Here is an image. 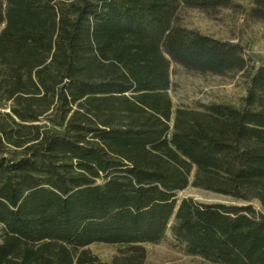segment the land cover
Masks as SVG:
<instances>
[{
  "label": "trees",
  "instance_id": "trees-1",
  "mask_svg": "<svg viewBox=\"0 0 264 264\" xmlns=\"http://www.w3.org/2000/svg\"><path fill=\"white\" fill-rule=\"evenodd\" d=\"M236 1L0 0V264H146L147 244L264 264V61L182 19ZM173 64L245 94L175 107Z\"/></svg>",
  "mask_w": 264,
  "mask_h": 264
},
{
  "label": "rangeland",
  "instance_id": "rangeland-1",
  "mask_svg": "<svg viewBox=\"0 0 264 264\" xmlns=\"http://www.w3.org/2000/svg\"><path fill=\"white\" fill-rule=\"evenodd\" d=\"M236 2L238 5L236 8L225 9L216 16H210L197 9L185 10L182 13L183 22L216 38L242 42L247 56L259 65L264 61V21H254L244 12L245 8L251 6L252 0ZM171 80L170 93L175 107L193 106L198 100L238 104L245 94L244 78L241 74L235 77L200 75L187 72L173 64ZM178 197H193L205 203H241L228 196L194 186L180 191ZM256 205L261 208L258 203ZM146 247L148 249L146 264H208L199 257L182 254L164 244H147ZM89 249L101 260L109 261L117 251V246L95 243L90 245Z\"/></svg>",
  "mask_w": 264,
  "mask_h": 264
}]
</instances>
